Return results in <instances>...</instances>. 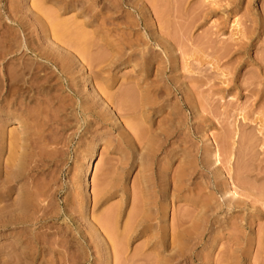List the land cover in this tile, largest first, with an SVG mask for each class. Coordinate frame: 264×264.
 <instances>
[{
    "label": "rangeland",
    "instance_id": "obj_1",
    "mask_svg": "<svg viewBox=\"0 0 264 264\" xmlns=\"http://www.w3.org/2000/svg\"><path fill=\"white\" fill-rule=\"evenodd\" d=\"M34 1L22 0V6L27 9V13L29 9L26 6L29 8L34 6L33 3L36 2ZM87 1L89 2V0H78L76 6H82ZM101 1H98L96 6L94 5L98 8L95 9L101 10L98 7L103 5ZM131 1L137 5L134 8L141 12L142 20L147 21V30L143 27V24H136L135 27L134 24L128 26V24L122 23L118 25V28H122V30L126 28L125 31H128L129 34L123 31L121 35L126 34L121 39H126L125 35L131 39V36L135 35L134 37H136L137 34H140V36H150L160 41L157 44V42H152V39L151 42L149 41L146 44L142 42L143 36L142 38L138 37L142 42L139 47L141 52L145 56H150V58L152 56V63L150 62L148 68L149 79H152L147 82V79L145 82L142 80V70L139 63L144 59L141 58V53L137 55L140 59L135 57L132 60L121 57L114 63H108L109 60L106 59L107 62L100 64V59V63L95 59L99 66H96L97 69L94 68L95 70L90 69L85 64L84 67L79 66L81 75L79 72L77 75L81 80L78 78V81L85 93L82 89L81 92L86 96L84 98H90L92 97L90 94L94 93V90L91 91V89L94 87L93 89L97 88L99 90L100 87L98 88L97 85L103 84V86L109 88L107 90L110 93L118 94L122 88H126L127 84L130 83L134 87L143 90L150 88L147 84L150 86V81L159 75L161 76L158 77V79L161 78L159 81L163 79L160 81L161 86L158 79L152 81L154 83L158 81L157 86L159 85L163 89H167L169 85L175 89L178 88L175 96H173L174 94L164 96L163 109L168 108L167 106L170 108L172 105L178 109L179 105L186 103L187 107L190 108L191 106L192 112L188 108L186 111L182 110L183 115L188 114L189 118L188 126H185L186 128L183 126L185 132L182 133L184 135L181 133L178 136H171L162 151H147L141 146L148 144L149 147H155L162 141L159 136L154 134L156 124H158L155 121L161 117L158 116V112L155 113L156 118L153 122H149L146 118L148 113L137 112L139 116L135 113L137 115H135L136 119L135 116L133 118L131 114H126L127 112H124V116H121L120 111L111 106L113 111L117 113L115 115L120 119L121 125L125 121V124H127V120L128 122L130 120L134 122V119H136L139 124H143L138 126L136 123L139 128L141 126L140 130L146 128L143 133L138 130L141 136H137L139 139L135 136L137 140L134 142L136 138H133L132 141L130 136L122 134L121 128H118V125L112 122L113 120L110 121L111 123L104 125L100 121L92 120L90 116H87V120H85V116H82L79 107L71 101L72 99L68 95L69 87H66L62 97L65 95L63 100L65 99L67 104L62 103V106L60 105L61 111L57 113L59 102H54L55 105L50 103L51 106H46L47 112H44L46 111L44 108L43 116L38 117V120L41 118V122L45 119L43 125L45 128L43 126L40 128L45 130L42 131L45 135H49V139L42 140V143L44 141L43 144L46 143V146L43 144L41 148L40 145L36 146L34 144L33 146V143L22 138L15 141L13 139L15 138L14 135L12 137L14 142L11 143L16 145L11 146V143H8L11 141L8 138L10 132L15 134L13 130L16 129L15 131L19 133L17 136L20 137V133H25L27 130L26 127L20 126L24 123V118L20 117L23 116L21 111L25 109L24 105L26 106L30 102L28 107L34 106L36 104L35 100H38V97L44 98L42 96L47 93L38 95L34 92L33 95L37 99L31 98V101H29V98H26L27 103L21 101L22 104L24 103L23 105L19 101L25 97L15 94L16 97L13 94L9 96L10 93L7 94V97L5 94L8 101H0V107L4 105L6 111L2 112L0 110V135L2 133L4 141H6L0 143V177L9 178L11 180L10 184L14 186L9 201L14 198L19 201L25 196L32 198L28 197V201L30 200L29 205L24 210L26 215L22 217L24 213L17 214L21 217L20 222L8 225L3 229L0 228V264H8V261H6L7 254L10 257L11 254H18L17 257L22 259L19 262L20 264H52L49 262L52 256L55 258L62 255L60 256L58 252H55L56 256L48 249L50 245L44 244L42 241H39L34 246L35 248L32 247L35 244L33 241L34 236L38 233L43 234L51 231H58V234L59 231H61L60 233L65 231L71 233V230L79 231L83 235H87L89 230L88 235L93 234L95 231L94 238L89 240L91 248H81L85 244L84 240L76 244V248L80 249L79 252L83 251L85 253L83 256L86 255L83 260L79 261V264H264V145L260 139L264 138V0H233V2H231L232 0H180V3H183L180 6L178 0L176 2L175 0H167L171 6L167 3L166 7L165 2L167 1L165 0L162 1L164 5L161 0H157V3L154 0ZM18 2L17 0H0V32L8 29L10 24L14 23L12 21L14 19L27 21L29 23L27 31L32 27L35 28L33 30H37L39 25L41 28L42 25L47 24L46 21H42L44 16L42 13L43 16L40 15L42 19L40 18L39 21L41 23L34 24L27 17L25 19V13H22L25 10L22 6L20 9L17 7L18 10H16V12L20 10L22 15L20 12L11 11L12 7L17 6L16 3ZM42 3H44V6H48L49 10L56 8L60 17H65L62 19H66V17L69 19V17L77 15L75 17L77 25L78 21L79 23L85 21L84 16L78 15V9L60 10L65 0H44ZM176 3L179 8L175 6ZM123 4V7L127 9L121 7L118 10L119 12L117 11L113 15L119 14L122 22L126 14L130 15L128 18L134 17L133 15L137 16V11L133 7L128 8L125 3ZM162 5L164 8L169 6L171 10L167 8L163 11ZM142 6L146 7L142 8ZM172 8L175 10H172ZM166 10L167 14H163ZM145 11L148 13H143ZM175 14L177 15L174 16ZM197 14L199 17H196ZM167 15L169 19L166 17ZM158 16H160V21ZM194 16L199 19L193 21ZM60 17L59 19H61ZM48 18L51 19L47 17V20ZM149 20L151 21L149 22ZM79 26L82 27V24ZM95 28L93 25L83 26L86 31L92 29L89 33L93 36L96 35V38H102L99 34L100 30ZM107 28L111 32L105 29L106 33L103 34V39L108 44H103L104 42L102 44L110 52L113 45H116L115 40L111 37L113 36L114 39L120 37H117V29L112 32L111 26ZM122 30L120 29V31ZM120 31L117 32L120 33ZM111 33L114 34L111 35ZM114 35L116 36L114 37ZM138 38L136 37V39ZM95 40L97 41V39ZM110 40H113L114 43ZM99 44L101 45V42ZM99 44L97 43V45ZM117 44L122 46L123 43L121 44V41H118ZM127 44L128 42L125 43V45ZM125 45L123 44L122 47L125 48V52H128L129 48ZM151 45L153 47L152 51L149 48ZM145 46L148 50L145 51V48L144 52L142 49ZM99 47L104 49L101 46ZM139 49L136 51L137 53H139ZM149 50L151 55L148 53ZM100 51L104 52V50ZM96 52L100 53L99 49L94 48V54H97ZM105 52L102 57L106 56ZM156 54V58L153 59ZM106 58L109 57L106 56ZM15 59H19V55L11 57L7 61H0V77L8 75L6 66H11V61H15ZM19 60L20 63L23 61L22 59ZM122 61L126 62V66L121 67L119 65ZM22 63L26 62L23 61ZM85 77L92 79L91 82L89 80L87 82ZM32 92L30 91L28 95H31ZM50 92V94H54L52 92H55V90L53 89ZM184 96L188 101L184 100ZM17 97L18 99L14 100ZM54 110L57 112H54ZM96 110H99V107ZM10 112H16L19 116H11ZM45 113L48 115H45ZM120 113L122 114V112ZM201 114L206 119L203 133L194 134L193 131L197 129V121L200 119ZM43 117L44 119H42ZM56 117L62 119L58 118L59 121H57ZM46 120L48 121L46 122ZM60 122H63L64 125ZM125 124V129L129 131L128 125L126 127ZM150 124L153 131L151 129L147 130ZM228 131H232L233 134L236 132L235 136L233 135V140L234 137L235 140L232 144L235 146L231 145L232 148L234 147L233 149L229 147L233 152L230 159L231 165L222 159L223 161L219 167L222 174L219 175V171H217L210 158L217 163L220 156L216 137L219 136L218 140L221 143V136ZM139 132L136 134H139ZM186 132L190 133L191 136L187 137L188 143L185 146L186 143H183V141ZM232 132L228 133L232 135ZM200 134H203V137ZM197 136L202 137L204 142L198 140ZM138 142H142L140 147ZM132 143L135 145L138 143V145L135 148L133 144V149H127V145H132ZM43 146L45 147L44 151ZM187 146L190 149L183 148ZM196 147H199L200 150L197 149V151ZM33 151L34 154L37 152L35 156ZM186 160L190 161L192 169L195 168L194 165L196 166L192 172L190 171L191 173H189V170L184 171V168L188 167ZM6 164L8 165L6 166ZM227 164L230 165L231 169H228ZM5 169H7L5 171L6 175L3 172ZM13 170L14 172L11 173ZM86 170H88V178H84ZM186 172L191 175L186 174ZM12 174L13 179H10ZM8 175L10 176L8 177ZM179 177L183 180L182 182L181 179L178 181ZM3 178H0V181ZM176 178L178 179L176 180ZM95 191L98 192L99 198L97 201L94 199ZM202 194L205 195L202 196ZM34 201H36L35 205ZM30 205L33 207L31 208ZM36 205L37 208H40H38L40 214L37 213V208H34ZM201 208H203L202 211ZM111 209L115 210V214L111 218H115L111 219L113 221L111 222L112 225L109 224L110 227L107 225L108 228H114L111 229L115 231H113L115 234L118 233L116 235V238L119 236L116 245H112V240L109 239L112 233L108 229L109 233H106V229L100 222L101 219L99 220L104 213L106 216L104 218L107 220L106 213L108 210L113 212ZM109 213L108 216L110 217ZM108 222L109 220H107ZM24 225L25 228L29 227L28 231L30 232L27 233L26 229L23 228ZM25 233L27 234L25 235ZM29 236H32V238ZM116 238L112 239L116 241ZM59 245L62 244L55 245L58 250L62 248L64 250V247H66L64 244L63 247ZM37 246H41V249L39 248L40 252L34 260L30 253L33 249L36 250ZM22 247L29 248L26 249L29 253L22 250ZM45 249L49 250L50 253ZM42 250L46 253H42ZM119 252L122 255L121 260L118 257L120 254H117ZM47 254H51V257L48 258ZM15 256L13 255L12 258ZM61 263L64 264L62 261ZM65 264H67V261Z\"/></svg>",
    "mask_w": 264,
    "mask_h": 264
},
{
    "label": "bare ground",
    "instance_id": "obj_2",
    "mask_svg": "<svg viewBox=\"0 0 264 264\" xmlns=\"http://www.w3.org/2000/svg\"><path fill=\"white\" fill-rule=\"evenodd\" d=\"M19 1V2H18ZM37 3H36V2ZM34 2H35V4L33 3V5L34 6H32V7H30V8H32V9H30L28 6H26L28 9H29V12L27 13V9H25L22 5V0L20 1V0H17V2L18 3H16V5L17 6H15L14 8L12 7V9H11V11H15L16 12V10H18V8L20 9V7L22 6L23 8H24V10L25 11H23L22 13H25L24 14V16H25V19H26V17L28 18V20H31L34 24L36 23V24H39V23H41V22H39L40 21V18H41V16H45V18H44V16L41 18L42 19V21H46L45 23H47L46 25H42L41 26V28H40V25H39V27H37V30H33V29H35L34 27H32V28H30V30H28L27 31V29H29V23H27V21H24L23 19H19V20H17V19H14V20H12L14 23H11L10 24V27L8 28V29H6V30H4V31H2V32H0V61H7L8 59H10L11 57H17L18 55H19V59H22L24 62H26V63H20V60L19 59H15V61L13 60V61H11V66H6L7 67V69H8V75H6V76H1L0 77V101H6L8 98H6V96L8 97V95L7 94H9V96L10 95H17V96H21V97H25L23 100H21L20 99V101H19V103H21V101L22 102H24V103H27V100L25 101V99L26 98H29L28 100L29 101H31L30 99L31 98H34V100H35V98L37 99V97H35L34 95H33V93L35 92V93H37L38 95H44L43 93H47V94H45L44 96H42V97H44V98H39L38 97V100H35V105L34 106H30V107H28L29 105V103H27L26 104V106L24 105V107H25V109L23 110V111H21L22 113H21V115H23V116H20L21 118L23 117L24 119H23V121H24V123H23V125L22 124H20V126L21 127H26L27 128V130H26V132L25 133H20V137L19 136H17L19 133H17L15 130L16 129H14L13 131L15 132V134L14 133H12L11 134V132H10V134H9V137L8 138H10L9 139V141L10 142H8L9 144L11 143V142H14V140L15 141H18V139L19 138H22V139H24V140H27L28 142H30V143H33V146H34V144L37 146H39L40 145V148L42 147L41 145L44 143V141H43V143H42V140H45V138H48V136L47 135H45L42 131L44 130H42V128H40V127H42L43 125H44V117L42 118V119H44L43 120V122H41L40 120H41V118L38 120V117L40 116V117H42L43 116V113L44 112H47V110H46V106H48V105H50V103H53L54 104V102H59V104L57 105L58 106V108L57 109H59V110H57V111H55L54 110V112H57V113H59V111H61V108H59L60 107V105L62 106V103H66V100L64 99L63 100V98H64V96L62 97V93L64 92V91H66L65 89H66V87H69L68 89H69V92H68V95H69V97L72 99L71 101L77 106V107H79V109H80V112H81V114H82V116L84 115L85 116V120H87V116L89 117H91V119L92 120H97V121H100L101 122V124H109V122L110 121H112L114 124H117L118 125V128H121V130L120 131H122L121 133L122 134H126V135H128V136H130L131 137V139H132V141H133V138L135 139L138 135H140L141 133H143L144 131H145V129H142V130H140V128H141V126H140V128L138 127L139 125H143V124H139L137 121H136V119H137V115L136 114H138V113H148V115L146 116V118H148V120H149V122H153V120L156 118V114H157V112L159 113L158 114V116L160 117L159 118V120H157V121H155L156 123H158V124H156V123H154V124H156V127H155V129H156V131L154 132V134L156 135V136H159L161 139H162V141L160 142V144L158 143L155 147L154 146H152V145H150V146H152V147H149V145L147 144H145V145H142L141 146V148H143V149H147V151L148 150H152L153 152H157V151H159V150H163V148L166 146L165 145V143L168 141L169 142V138L172 136H178L179 134L181 135V133L182 132H185V131H183L184 130V127L186 126H188V124H189V118H188V114L186 115H183V113H182V110H185L186 111V109L188 108V110L190 111V112H192V109H191V106H190V104H189V106H190V108L189 107H187L188 105H186V104H181V106L179 105V108H180V110H178L176 107H173V105H172V107H170L169 108V106H167L168 108H166V109H163L164 108V102H165V100H164V96L166 97V96H172V94H174L173 96H175L176 95V90H178V88H174L173 86H170L169 84V86H168V88L167 89H163V87H160L161 86V83H160V81H162V80H160L159 81V79H161V78H159L158 79V77H161V76H159V75H157L155 78H154V80H152V81H156L157 79H158V81H159V83H160V86L158 85L157 86V84L156 83H158V81L156 82V83H154V82H152V81H150L151 82V84H150V86H149V84H147L148 85V87H150V88H145V89H143V90H141V89H139V88H136V86L134 87L133 86V84L131 85V83L130 84H127V86H126V88H122V90H120L119 91V93L118 94H115V93H110V91H108L107 89H109V88H106L105 86H103V84H101V85H97L98 86V88H99V90L97 89H91V91H93L94 93H91L90 95L92 96V97H90V98H84V97H86L84 94H83V92H84V90L82 89L83 87H81V84L79 83V81H78V78H79V76L77 75V73L79 72V66L80 65H84L85 64V66H88L90 69H94V68H96V66L97 67H99L98 66V63H96V61L97 62H99V59H100V64H102V62H105L106 61V59H108L109 61H108V63H114L116 60H118L119 58H121V57H125V58H128V59H132L133 60V58H135V57H137V58H139V56H137L138 54L140 55V53L142 54V56H141V58L142 59H144L141 63H139L140 64V69L142 70L141 71V73H142V77H143V79L142 80H144L143 82H145V80H146V82L148 81V80H151V79H149V74H148V68H149V65H150V62H151V58H152V56H151V58H150V56H145L142 52H141V50L139 49V47L142 45V42H145L146 44L150 41V40H152L153 39V41L152 42H157V44H159V40L157 39V38H151L150 36L149 37H144L143 35V38H142V36H140V34L138 35L137 34V38L138 37H141L142 38V42H141V39H136V37H134L135 35H133V37L131 36V39H130V37L128 38V36L127 35H125V37H127L126 39L125 38H123V39H121V37H124V34H126V33H124L123 35H121V33L124 31V32H127V34H128V31H125L126 30V28L124 29V30H122V28H120L122 31H120V29L118 28V25L119 24H125V25H127L128 24V26H130L131 24H134L135 25V27H136V24H143V27L147 30V25H148V23H146L145 22V19H144V21L142 20V17H141V12L138 10V9H135L134 8V6L136 5V4H134L131 0H121V1H119V0H115L114 2L112 1V3H110L111 1H109V0H89V2L87 1L85 4H83L82 6H76V3L78 2V0H65V3H64V5H63V7L60 9V10H62V11H65L66 9H74V10H77L78 9V15H81V16H84L85 17V21L84 22H80L81 24H82V27H80L79 25H81L80 23H79V21H78V25L76 24L77 23V21H76V19H75V17H77V15L76 16H72V17H74L73 19H72V17H69V19H67L68 17H66V19H62V18H65V17H60V14L58 13V10L56 11V8L55 9H51V10H49L50 8L48 7V6H44L43 4L44 3H42V1H44V0H35ZM80 1V0H79ZM85 1V0H84ZM102 2L103 3V5L100 7V5L98 6V4H97V6L99 7V9L101 8V10H97L98 8L97 7H95L96 6V3L97 2ZM130 1V2H129ZM149 1V0H148ZM157 0H154V2L155 3H157L156 2ZM163 0H161V2H162ZM165 1H167V0H165ZM217 1V0H216ZM226 1V0H225ZM27 2V1H26ZM58 2H60V1H58ZM175 2H176V0H175ZM177 2H179L178 4H179V6H180V4H182L183 5V3H180V0H178ZM182 2V1H181ZM231 2H233V0L231 1ZM24 3H25V1H24ZM42 3V4H41ZM82 3V2H81ZM80 3V4H81ZM101 3V4H102ZM123 3H125L126 5L125 6H127L128 8H131V7H133L136 11H137V16L136 15H133L134 17H130V18H128L129 16H128V14H126L125 15V17H123V18H121V19H123L124 21L122 22V20H120V15L119 14H116V15H113V13H117V11L118 10H120V8L121 7H123L124 6V4ZM138 3V2H137ZM163 3V5H164V2H162ZM167 3H168V5H170L169 4V2L167 1V2H165V7L167 6ZM170 3H172V2H170ZM213 3V2H212ZM78 4V3H77ZM141 3L139 2V5H140ZM160 4V3H159ZM173 4V3H172ZM227 4V3H226ZM43 5V6H42ZM95 5V6H94ZM143 5V4H142ZM162 5V6H163ZM182 5H181V7H182ZM25 6V5H24ZM137 6V5H136ZM171 6V5H170ZM174 6V5H173ZM172 6V7H173ZM175 6H177V3H176V5ZM18 7V8H17ZM45 7V8H44ZM78 7H80V8H78ZM145 8L146 6H142V8ZM178 7V6H177ZM176 7V9H177V11H178V8ZM11 8V7H10ZM35 8V9H34ZM95 8H97V9H95ZM163 8H164V6H163ZM162 8V9H163ZM167 8H169V6L167 7ZM167 8H164L163 9V11L165 10V9H167ZM48 9V10H47ZM123 9H127V8H125V7H123ZM170 9V8H169ZM56 12H55V11ZM133 10V9H132ZM143 10H145V9H143ZM171 10V9H170ZM170 10H168V12H170ZM172 10H175V9H173L172 8ZM180 10V9H179ZM8 11H10V10H8ZM53 11V12H52ZM99 11H103V12H99ZM121 11H122V9H121ZM125 11V10H124ZM147 11V10H146ZM146 11L145 12H143V13H146ZM149 11V10H148ZM163 11H161V12H163ZM176 11V12H177ZM202 11V10H201ZM18 13L20 12V14H21V11L19 10V11H17ZM16 12V13H17ZM75 12V11H74ZM74 12H73V14H74ZM119 12V11H118ZM156 12V11H155ZM173 12V11H172ZM203 12V11H202ZM12 13V12H11ZM41 13L43 14V15H41ZM122 13H123V11H122ZM122 13H121V15H122ZM126 13V12H125ZM124 13V14H125ZM128 13V12H127ZM148 13V12H147ZM146 13V14H147ZM157 13V12H156ZM160 13V12H159ZM167 14V10H166V12H164L163 14ZM199 13V12H198ZM59 14V15H58ZM123 14V15H124ZM135 14V13H134ZM162 14V15H163ZM172 14V13H171ZM173 14H174V12H173ZM179 14H182V13H179ZM14 15L16 16V14L14 13ZM22 15V14H21ZM41 15V16H40ZM47 15V16H46ZM145 15V14H144ZM159 15V14H158ZM162 15H161V17H162ZM177 14H175L174 16H176ZM200 15H202L201 13H200ZM12 16V15H11ZM14 16V17H15ZM53 16V17H52ZM62 16V15H61ZM127 16V17H126ZM172 17H173V15H171ZM196 16V15H195ZM194 16V17H195ZM8 17H9V15H8ZM19 17V16H18ZM47 17H50L51 19L49 20V18H48V20H47ZM59 17L61 18V19H59ZM79 17V16H78ZM83 17V18H84ZM159 18V21H160V16H158ZM165 17V16H164ZM167 18H168V15L166 16ZM196 17H199V15L197 14V16ZM194 18L193 19V21L196 19V20H198L199 18ZM201 17V16H200ZM55 18V19H54ZM71 18V19H70ZM163 19H165V18H163ZM169 19V18H168ZM78 20H80V19H78ZM191 20H192V17H191ZM195 20V21H196ZM31 21H30V23H31ZM143 21V22H142ZM151 20H149V22H150ZM164 21V20H163ZM49 22V23H48ZM74 22H75V24H74ZM193 23V22H192ZM191 23V24H192ZM235 23H236V21H235ZM130 24V25H129ZM153 24V23H152ZM236 24H238V23H236ZM86 26V25H93V26H95L96 28L95 29H99L100 31H99V34H100V36L102 37V38H100L99 39V37H95V36H93V34H90L89 33V31H92V29H90V30H85V29H89V28H85V29H83V26ZM110 26H111V28H110ZM132 26V25H131ZM5 27V26H4ZM107 27H109L111 30H112V32L114 31L115 32V30L117 29V31L119 30L120 31V33H118L117 31H116V33L118 34L117 35V37H120V38H112L111 37V39H113V40H115V46L113 45V47H112V51L110 50V52H108L107 50H106V48H104V45L103 44H105V43H107L108 44V42H106L105 41V39H103V34L104 33H106V30L108 29ZM120 27V26H119ZM164 28V27H163ZM4 29V28H3ZM83 29V30H82ZM106 29V30H105ZM128 29V28H127ZM1 30V29H0ZM105 30V31H104ZM109 30V29H108ZM129 31H130V29H128ZM154 30V29H153ZM110 31V30H109ZM108 31V32H109ZM136 31H137V29H136ZM155 31V30H154ZM33 32H35V33H33ZM111 32V31H110ZM134 32V31H133ZM29 33H30V35H29ZM92 33V32H91ZM130 33V32H129ZM135 33V32H134ZM133 33V34H134ZM137 33V32H136ZM155 33V32H154ZM241 34H244L243 32H240ZM112 34H114V33H111V35ZM109 35V34H108ZM108 35H107V37H108ZM129 35V34H128ZM93 36V37H92ZM116 35H114V37H115ZM159 36V35H158ZM134 40H133V39ZM95 39H97V41L95 40ZM99 39V40H98ZM109 39V38H108ZM113 40H110L111 42H113ZM121 41V44L123 43L124 45H125V43L126 42H128V44L127 45H125V46H128L127 48H129V51L128 52H125V48L124 47H122L123 46V44H122V46L119 44H117V42L118 41ZM101 42V45L99 44ZM102 42H104L103 44H102ZM151 42V41H150ZM97 43L99 44V45H97ZM114 43V42H113ZM120 43V42H119ZM150 45V44H149ZM99 46H101V47H103L104 49H100V47ZM94 48L96 49H99V52L101 53H99L98 54V52H96L97 54H94ZM146 48V46L142 49L143 51H144V49ZM150 49H151V51H152V45L149 47ZM108 49V48H107ZM139 49V53H137L136 51ZM156 49V48H155ZM92 50H93V54H92ZM100 50H104V52H105V50L107 51V53L105 52V54H106V56H108L109 58H106V56L105 57H102V55L104 56V52L102 51H100ZM109 50V49H108ZM148 49L146 48V50L145 51H147ZM95 51H98V50H95ZM144 51V52H145ZM154 52V51H153ZM148 53H150V50L148 51ZM155 53V52H154ZM153 53V54H154ZM108 54V55H107ZM95 55H97V56H95ZM150 55H151V53H150ZM27 56V57H26ZM95 56V57H94ZM156 56H157V54L155 55V57L153 56V59L154 58H156ZM159 57V56H158ZM95 59H96V61H95ZM123 60H124V58H122ZM140 59V58H139ZM138 59V60H139ZM102 60V61H101ZM126 61H127V59H126ZM131 61V60H130ZM153 62H155L154 60H152ZM157 61V60H156ZM107 62V61H106ZM117 62V61H116ZM138 62H140V61H138ZM94 63H96L95 65H94ZM107 63V64H108ZM119 63V62H118ZM128 63V62H127ZM133 63V62H132ZM152 63V62H151ZM86 64H88V65H86ZM99 64V65H100ZM117 64V63H116ZM104 65V64H103ZM109 65H111V64H109ZM121 67H123V66H126V62L124 61H122L121 62V64H119ZM170 65V64H169ZM95 66V67H94ZM136 66H137V64H136ZM152 66V65H151ZM84 67V66H83ZM97 69V68H96ZM169 69V68H168ZM95 70V69H94ZM171 70V69H170ZM90 71H92V70H90ZM101 71V70H100ZM173 71V70H172ZM92 72H94V71H92ZM80 73V72H79ZM80 75H81V73H80ZM162 75V74H161ZM91 77V76H90ZM172 77V76H171ZM83 78V77H82ZM89 78V77H88ZM88 78H86L85 77V79H86V81L88 82V80H89V82H91V80L92 79H88ZM93 78V77H92ZM166 78V77H165ZM164 78V80H166ZM84 79V78H83ZM96 79V78H95ZM139 79V78H138ZM79 80H81L80 78H79ZM135 80V79H134ZM134 80L132 81V83L134 82ZM54 81V82H53ZM85 81V80H84ZM86 81H85V83H86ZM141 81V80H140ZM172 81H173V79H172ZM53 82V83H52ZM81 82V81H80ZM94 82V81H93ZM83 83V82H82ZM149 83V82H148ZM80 84V85H79ZM173 84V83H172ZM91 85H92V83H91ZM90 85V86H91ZM129 85H131V86H129ZM165 84L163 83V86H164ZM83 86V85H82ZM85 86V85H84ZM49 87V88H48ZM55 90V92H52V93H54V94H50L51 92V90ZM81 89L83 90V92H81ZM50 90V91H49ZM180 90V89H179ZM30 91H33L32 92V94L31 95H28L29 94V92ZM49 91V92H48ZM8 92V93H7ZM180 92V91H179ZM85 93V92H84ZM87 93V92H86ZM5 94H6V96H5ZM36 94V95H37ZM14 95V96H15ZM88 96V95H87ZM16 97V96H15ZM185 97V96H184ZM84 98V99H83ZM14 99V98H13ZM18 99V97L16 98V99H14V100H17ZM187 100V98L185 97L184 98V100ZM189 99V98H188ZM9 100H11V99H9ZM68 100V99H67ZM78 100H80V102H78ZM185 100V101H186ZM8 101V100H7ZM13 101V100H12ZM18 101H17V103H18ZM36 101H38V102H36ZM69 101V100H68ZM70 101V102H71ZM188 101V100H187ZM69 102V103H70ZM23 103V104H24ZM72 103V104H73ZM22 104V103H21ZM21 104H20V106H21ZM22 104V105H23ZM45 104V105H44ZM67 104V103H66ZM71 104V105H72ZM73 104V105H74ZM175 104V103H174ZM55 105V104H54ZM64 105V104H63ZM171 105V104H170ZM19 106V105H18ZM19 106V107H20ZM51 106V105H50ZM68 106H70V104H68ZM115 107V110H118V111H120V112H122V114L119 112V114L121 115V116H124V112H127L126 114H128V115H130L131 114V116L133 117V118H135L136 117V119H134V122H133V120H130L129 122H128V120H127V124H125L126 123V121H125V125H126V127H127V125H128V128H129V131L128 130H126L125 129V126H124V124L123 125H121L122 123H121V121H120V119H118V116H116L115 114H117V113H115V111H113V108L112 107ZM23 107V106H22ZM97 107H99V110H96V108ZM165 107H166V105H165ZM21 108V107H20ZM44 108H45V110L46 111H44L43 112V110H44ZM50 108V107H49ZM193 108V107H192ZM0 110L2 111V112H6L5 111V107H4V105H1V107H0ZM12 111V110H11ZM15 111L17 112V110H16V108H15ZM49 111V110H48ZM65 111V110H64ZM117 111V112H118ZM16 112H10L9 114L11 115V116H14V117H17V116H19ZM72 112V111H71ZM138 112V113H137ZM63 113V112H62ZM136 113V114H135ZM156 113V114H155ZM8 114V115H9ZM47 113H45V115H46ZM42 115V116H41ZM48 115V114H47ZM55 115H56V113H55ZM136 115V116H135ZM130 116V117H131ZM135 116V117H134ZM138 116H139V114H138ZM59 118V117H58ZM57 117H56V120L58 119ZM158 118V117H157ZM59 119H62V118H59ZM90 119V120H91ZM191 119V118H190ZM54 120V119H53ZM40 121V122H39ZM48 120H46V122H47ZM57 121H59V120H57ZM63 121V120H62ZM205 121H206V119H205V116L203 115V114H201L200 115V119H198V121H197V129L195 130V131H193V133L194 134H198V133H203V127H204V124H205ZM131 122V123H130ZM39 123H41V124H39ZM60 123H62L63 124V122H60ZM111 123V122H110ZM112 123V124H113ZM121 123V124H120ZM132 124V125H130V124ZM133 123H135V124H133ZM136 123H137V125L138 126H136ZM88 124V123H87ZM41 125V126H40ZM45 125H46V123H45ZM64 125V124H63ZM3 126V125H2ZM39 126V127H38ZM136 126V127H135ZM155 126V125H154ZM184 126V127H183ZM139 129H138V128ZM144 127V126H143ZM142 127V128H143ZM185 127V128H186ZM1 128V127H0ZM37 128H39V129H41V130H38ZM43 128H45V126H43ZM135 129V131L133 132V130ZM148 129H151V124H150V126L147 128V130ZM154 129V130H155ZM25 130V129H24ZM138 130H140L141 131V133L138 131ZM152 130V129H151ZM0 131H1V129H0ZM12 131V132H13ZM22 131V130H21ZM45 131V130H44ZM134 133H132V132ZM153 131V130H152ZM90 132V131H89ZM139 132V134H136V133H138ZM228 132H232V131H228ZM228 132H226V134H223L221 137H222V140H221V143L219 142L220 140H218V138H219V136H218V138L216 137V141H217V143H218V150H219V156L220 157H218V161H217V163H215L214 161H213V159H211L210 158V160L214 163V165H215V167H216V169H217V171H219L218 173H220L219 175H221L222 174V170H219V167H220V164L222 163V161L224 160L226 163H230V159L232 158L231 157V154H233V152H231V150L234 148H232L231 147V145L232 144H234V140H235V137H234V140H233V135L235 136V134H236V132H235V134H233V132H232V135H231V133H228ZM17 133V134H16ZM3 134H4V131H3ZM57 134V133H56ZM147 134V132L145 133V135ZM11 135V136H10ZM13 135H14V137L15 138H13L12 139V137H13ZM144 135V134H143ZM144 135V136H145ZM182 135H184V133H182ZM186 136L184 137V141H183V143H186L185 144V146L187 145V143H188V141H187V137L190 135V133L188 134L187 132H186V134H185ZM202 135V137H203V134H200V136ZM32 136H34V137H32ZM46 136V137H45ZM56 136V135H55ZM136 136V137H135ZM141 136V135H140ZM143 136V137H144ZM191 136V135H190ZM198 137L197 139L198 140H201V142L203 143L204 142V140H203V138L202 137ZM59 137V136H58ZM16 138H17V140H16ZM138 139H139V137H137ZM137 138L135 139V141L134 142H136V140H137ZM5 139H6V137H5ZM49 139V138H48ZM48 139H46V140H48ZM51 139V138H50ZM59 139V138H58ZM140 139H141V137H140ZM221 139V138H220ZM261 139V143L264 145V138L262 137V138H260ZM7 140V139H6ZM13 140V141H12ZM54 140V139H53ZM142 140V139H141ZM158 140V139H157ZM160 140V139H159ZM131 141V140H130ZM250 141H251V138H250ZM5 143L6 141H4V136L2 135V133H1V135H0V143L2 144V143ZM37 142H39V143H37ZM57 142V141H56ZM167 142V143H168ZM246 142H247V140H246ZM16 143V142H15ZM30 143H29V145H30ZM139 143V142H138ZM138 143H136L137 145H138ZM142 142H140L139 143V147H140V144H141ZM260 143V144H261ZM46 144V143H45ZM45 144H43V145H45ZM131 144V143H130ZM133 144L134 143H132V145H127V149H133ZM5 145V144H4ZM14 146V145H16V144H12L11 143V146ZM137 145H135L134 144V147L135 146H137ZM191 145V144H190ZM189 145V146H190ZM18 146V145H17ZM31 146H32V144H31ZM32 146V147H33ZM46 146V145H45ZM121 146V145H120ZM189 146H187V147H183L184 149H190L189 148ZM232 146H235V145H232ZM5 147V146H4ZM192 147H194V146H192ZM229 147H231V148H229ZM17 148V147H16ZM45 147L43 146V151L45 150L44 149ZM119 148H121V147H119ZM136 148V147H135ZM5 149V148H4ZM21 149V148H20ZM34 149H36V148H34ZM123 149V148H122ZM121 149V150H122ZM139 149V148H138ZM165 149V148H164ZM197 149H199V147H196V150ZM37 150V149H36ZM124 150H125V148H124ZM135 150V149H134ZM137 150V149H136ZM142 150V149H141ZM172 150H174V149H172ZM200 150V149H199ZM37 151H40L39 149L37 150ZM198 151V150H197ZM3 152V151H2ZM37 153V152H36ZM35 153V154H36ZM30 154V153H29ZM33 154H34V151H33ZM35 154H34V156H35ZM31 155V154H30ZM40 155V154H39ZM38 155V156H39ZM44 156H45V154H43ZM42 155V156H43ZM43 156V157H44ZM40 157V156H39ZM42 157V158H43ZM222 157V158H221ZM36 158V157H35ZM92 158H94V157H92ZM41 159V158H40ZM223 159V160H222ZM234 159H235V157H234ZM35 160V159H34ZM38 160V159H37ZM93 160V159H92ZM39 161H42V160H39ZM38 161V162H39ZM188 163H186V165H188V167H185L184 168V171H188L189 170V173H191L192 172V170H194L195 168H196V166L194 165V169H192L193 167L190 165V161H188V160H186ZM40 163V162H39ZM226 163H224L225 165H226ZM8 164H6V166H7ZM228 165V169H231L230 168V165H231V163H230V165L229 164H227ZM6 166H4V167H6ZM11 166V165H10ZM200 166V165H199ZM201 167V166H200ZM203 167V166H202ZM204 167H205V169H207L206 168V166L204 165ZM2 168V167H1ZM183 168V167H182ZM181 168V169H182ZM8 170H9V168H7ZM7 169H5L3 172L5 173L4 175H6V172L5 171H7ZM86 169H88V168H86ZM202 169V168H201ZM204 169V168H203ZM183 170V169H182ZM191 171V172H190ZM2 172V173H3ZM12 172H14V170L13 171H11V173ZM10 173V174H11ZM178 173H180V172H178ZM183 173V172H182ZM182 173H180V174H182ZM188 172H186V174H187ZM188 173V175H191V174H189ZM1 174V173H0ZM185 174V175H186ZM1 176V175H0ZM10 175H8V177H9ZM7 177V178H8ZM12 178H10V179H13V174H12V176H11ZM182 177V176H181ZM181 177H179V179L178 178H176V180L178 179V181L181 179ZM184 177V176H183ZM0 178H3V177H0ZM5 178V177H4ZM3 178V180H1L0 181V183H1V186H0V203H2V204H0V228H4V227H6V226H8V225H11V224H17L18 222H20V216H18L17 214H21V213H24V214H22L23 216L22 217H24V215H26L25 213L26 212H24V210H25V208L27 207L28 208V205H29V201H28V197L31 199L32 197H30V196H28V197H22V199H20L19 201L17 200H15L16 198H14L12 201L10 200L9 201V198H10V194H11V191L13 190L12 188L14 187L13 186V184H10L11 182V180H9V178L8 179H4ZM84 178H88V170H86V172H85V174H84ZM15 181V180H14ZM181 182L183 181L182 179L180 180ZM177 182V181H176ZM203 185V184H202ZM201 185V186H202ZM215 185V184H214ZM27 187H29V186H27ZM203 187V186H202ZM30 190H32V189H30ZM177 190V189H176ZM31 193H32V191H30ZM29 192V193H30ZM28 193V192H27ZM97 193V194H96ZM34 194H35V192H34ZM33 195V194H32ZM203 195H205V194H202V196ZM34 196V195H33ZM36 196V195H35ZM95 198V201H97L98 200V192L97 191H95V196H94ZM219 197H221V196H219ZM19 198V197H18ZM35 198V197H34ZM201 198V197H200ZM204 198V197H203ZM222 198V197H221ZM35 199H37V198H35ZM34 199V200H35ZM39 199V198H38ZM15 200V201H14ZM32 201V200H31ZM35 203H34V205L36 204V201H34ZM43 202V201H42ZM31 204H32V202H31ZM45 204V203H44ZM37 205H39L38 203H37ZM37 205L34 207V208H37ZM41 205V204H40ZM31 206V205H30ZM72 206V205H71ZM33 206H31V208H32ZM39 208V207H38ZM36 209L37 210V213H39L40 214V211H38L39 209ZM42 208H43V206H42ZM30 209V208H29ZM47 209V208H46ZM202 209L203 208H201V211H202ZM28 210V209H27ZM35 210V209H34ZM33 210V211H34ZM43 210V209H42ZM41 210V211H42ZM112 210V209H111ZM30 211V210H29ZM44 211V210H43ZM113 211V210H112ZM115 211V210H114ZM114 211L113 212H111L110 210H108V212H110L109 214H110V217L108 216V212L106 213V215H107V220H109V222L107 223V220L104 218V217H106L105 216V213H104V215H102L101 217L102 218H99V220L101 219V223H102V226L106 229V233H109V232H111L112 233V235H111V237L112 238H116V235L118 234H115L114 232V228L113 227H111V228H113V229H111V228H108V225L110 224V225H112L111 224V222L113 221V220H111V219H113V218H115V217H113V218H111V216H113L115 213H114ZM28 213V212H27ZM30 213V212H29ZM28 213V214H29ZM46 213H47V211H46ZM111 213H113V214H111ZM32 214V213H31ZM43 214V213H42ZM27 216H29V215H27ZM40 216V215H39ZM44 216V215H43ZM41 217H42V215H41ZM30 218V217H29ZM32 218V217H31ZM35 218V217H34ZM33 218V220H35ZM30 220H32V219H30ZM32 220V221H33ZM73 220V219H72ZM102 220H104L103 222H102ZM42 221H43V219H42ZM30 222V221H29ZM99 222V223H100ZM31 223V222H30ZM91 223V222H90ZM89 223V224H90ZM100 223V224H101ZM106 224V225H104V224ZM93 224V223H92ZM108 224V225H107ZM23 225V224H22ZM32 225H34L33 223H32ZM37 225V224H36ZM110 225H109V227H110ZM106 226V227H105ZM15 227H16V225H15ZM22 227V226H21ZM91 227V226H90ZM94 227V226H93ZM23 228H25V225L23 226ZM29 228V227H28ZM28 228L26 227L25 229H26V231H27V233L28 232H30V231H28ZM32 228V227H31ZM91 229V228H90ZM107 229H108V231H107ZM110 229V230H109ZM24 230V229H23ZM53 230V229H52ZM42 231V230H41ZM40 231V232H41ZM50 231V230H49ZM55 231V230H54ZM90 231V230H89ZM89 231H88V233H89ZM114 231V232H113ZM34 232H35V230H34ZM33 232V233H34ZM58 232V231H57ZM57 232H45V233H43V234H37V235H35L34 236V242H35V244L32 246V247H34V246H36L37 244H38V242L39 241H42V242H44V244L45 243H47L48 245H50V247L48 248L51 252H53L56 256H57V252H58V254L61 256V257H53L52 256V259H51V261H49V262H51L52 264L53 263H57V262H59L60 264H62L61 263V261L65 264V262L67 261V264H76V263H78L79 264V261L80 260H83V258H85L84 256H86V255H84L83 256V254H85V253H83V251L81 252H79V250L76 248V244H77V242H82V240H84L85 241V244L81 247V248H91L90 247V242H89V240L90 239H93L94 238V236H93V234H94V232H93V234L92 233H90L89 235H88V233H87V235L85 234V235H83L82 233H80L79 231H75V230H71V233L69 232H67V231H65L64 233H60L61 231H59V234L57 233ZM27 233H25V235L27 234ZM42 233V232H41ZM115 234V235H114ZM110 235V234H109ZM186 236V235H185ZM27 238H28V236H26ZM29 237H31L32 238V236H29ZM111 237H109V239L110 240H112V242L109 240V242H111L112 243V245H116L117 244V239H118V237L119 236H117V238H116V241H114ZM164 237V236H163ZM174 237V236H173ZM30 238V239H31ZM184 238V237H183ZM20 239V238H19ZM100 239V238H99ZM106 239V238H105ZM186 239V238H185ZM188 239V238H187ZM107 240V241H108ZM173 240V239H172ZM179 240V239H178ZM102 241V240H101ZM113 241H114V243H113ZM175 241V240H174ZM29 242H30V240H29ZM73 242H74V244H73ZM103 242V241H102ZM19 243V242H18ZM59 243H61L62 245L64 244L66 247H64L65 249V251L64 250H58L57 248H56V244H59ZM104 243H106V242H104ZM177 243V242H176ZM33 244V243H32ZM107 244V243H106ZM172 244V243H171ZM20 245V244H19ZM21 245H22V243H21ZM29 245V244H28ZM62 245H59V246H61V247H63ZM93 245V244H92ZM158 245V244H157ZM173 245V244H172ZM27 246V245H26ZM45 246V245H44ZM55 246V247H54ZM101 246V245H100ZM103 246V245H102ZM20 247V246H19ZM24 247V246H23ZM22 247V250H25V252L27 251L26 249H29V248H23ZM30 247H31V245H30ZM38 248L35 250V249H33V251L30 253L31 254V256H32V258L35 260L36 258H37V256H38V254H39V252H40V250H39V248L41 249V246H37ZM42 247H43V245H42ZM45 247H47V246H45ZM57 247H58V245H57ZM60 247V248H61ZM21 248V247H20ZM35 248V247H34ZM72 250H71V249ZM79 248H80V246H79ZM15 249V248H14ZM30 250H31V248H30ZM46 251H48L49 253H50V251L49 250H47V249H45ZM14 251V250H13ZM63 251V252H62ZM25 252H23L24 254H25ZM45 252V251H44ZM43 252V250H42V253H44ZM56 252V253H55ZM7 253H9V252H7ZM11 253H13V252H11ZM27 253H29L28 251H27ZM46 253V252H45ZM44 253V254H45ZM180 253V252H179ZM10 254V253H9ZM21 254V253H20ZM19 254V255H20ZM117 254H120V252L119 253H117ZM13 255L15 256L14 258H12L13 257ZM11 254V257H10V255L8 256V254H7V259H6V261H8V264L10 263V264H18L19 262H21V257H17V255L18 254ZM23 255V254H22ZM29 255V254H28ZM48 256V258H50L51 256V254L49 255V254H47ZM24 256V255H23ZM40 256V255H39ZM122 255L120 254V255H118V257H119V259L121 260V257ZM175 256V255H174ZM121 257V258H120ZM10 258V259H9ZM23 258V257H22ZM25 258V257H24ZM47 258V259H48ZM174 258V257H173ZM9 259V260H8ZM26 259V258H25ZM44 260V259H43ZM50 260V259H49ZM85 260V259H84ZM5 261V260H4ZM10 261V262H9ZM13 262V263H12ZM83 262V261H82ZM55 263V264H56ZM58 263V264H59ZM114 263V262H113ZM118 263V262H117ZM20 264V263H19ZM48 264H50V263H48ZM116 264V263H115ZM119 264V263H118Z\"/></svg>",
    "mask_w": 264,
    "mask_h": 264
}]
</instances>
